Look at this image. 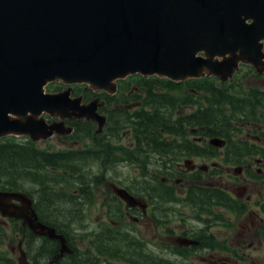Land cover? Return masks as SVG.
Returning <instances> with one entry per match:
<instances>
[{"label":"flooded vegetation","instance_id":"flooded-vegetation-1","mask_svg":"<svg viewBox=\"0 0 264 264\" xmlns=\"http://www.w3.org/2000/svg\"><path fill=\"white\" fill-rule=\"evenodd\" d=\"M147 78L159 77L129 75L115 81L113 92L93 90L85 84L70 87L71 99L80 98L81 105L95 101L97 113L105 117L98 134V123L91 117L43 115L47 123L62 122V131L50 137L60 147L52 148L50 138L36 141V146L42 144L41 148L53 153L88 149L90 160L112 158L134 170L123 178L111 176L110 170L77 171L82 179L76 186L50 187L55 190L51 196L40 194V188L28 191L42 223L58 233L62 232L50 222L67 226L63 227L67 236L62 234L73 249L69 254L55 257L58 240L34 236L21 220L0 214L1 237L7 229L13 230L14 224L24 228L19 241L24 238L34 248L33 253L26 249L30 264H52V259L55 264H253L258 250L255 243H261L264 250V44L255 64L239 61L226 78L167 79L170 86L178 88L168 91ZM204 78L220 94L256 104L253 112L263 121L250 115L239 121L236 115H229L228 127L236 126L239 132L214 136L221 138V143H211L213 137L203 134V125L186 121L192 112L205 110L207 96L213 95L206 88L207 82L201 80ZM54 85L49 91L68 87L62 82ZM176 93H183L181 101L174 99ZM162 96L168 100H158ZM182 104L184 114L179 109ZM159 106L172 134L130 137L118 153L113 152L116 143L111 140L123 139L116 135L123 122L131 124L134 111H151L156 117ZM175 128L178 131H173ZM96 135L100 141L106 139L101 149L95 144L100 143L95 142ZM90 141L94 142L92 149ZM115 185L124 188L135 203L129 205L119 197L113 190ZM56 202L66 204L65 208L56 212ZM111 242L125 248L111 251Z\"/></svg>","mask_w":264,"mask_h":264},{"label":"water","instance_id":"water-1","mask_svg":"<svg viewBox=\"0 0 264 264\" xmlns=\"http://www.w3.org/2000/svg\"><path fill=\"white\" fill-rule=\"evenodd\" d=\"M263 43L264 0H0V138L35 141L60 133L62 122L47 123L43 114L103 125L95 101L81 105L69 97L70 87L46 92L50 82L112 92L116 80L132 74L226 78L239 61L255 64ZM113 190L135 203L124 188ZM32 203L24 191L0 189L2 216L58 240L55 257L72 253ZM16 250V264H30L21 240Z\"/></svg>","mask_w":264,"mask_h":264},{"label":"trees","instance_id":"trees-1","mask_svg":"<svg viewBox=\"0 0 264 264\" xmlns=\"http://www.w3.org/2000/svg\"><path fill=\"white\" fill-rule=\"evenodd\" d=\"M145 80L147 82L157 81L159 87L167 91L174 88L178 89L177 87L170 86V82L167 79L147 78ZM201 80L207 82L206 88L211 90L213 95L207 96V108L205 110L192 112L186 121L198 127L199 125H203L205 128L203 134L206 137H229L233 132H239L236 126L230 125L228 127V123L230 124L229 115H236L239 121H246L249 115L254 118L256 117V121L262 120L257 116V113L253 112V108L256 104L243 101L233 95L220 94L219 90L213 87L211 82L207 81V78ZM190 86L193 87L194 85L192 84ZM52 87H55V85L50 84L49 88ZM215 96H217V98H215ZM174 99H177V97ZM158 100H163L164 102L167 101L168 98L162 96ZM244 100H250V98ZM258 104L260 105V102H258ZM226 107H228L229 112ZM160 108L159 106L156 117L150 113L151 111L145 113H140L138 111L133 112V120H131L132 125L130 124V126H128L132 138H161L164 136L163 133L167 136L172 134V127L167 124L168 121ZM233 108L235 110H233ZM173 131H178V129L175 128ZM182 136H186V134ZM100 140L101 139L98 137L95 142H99ZM91 154L92 153L88 149L84 151L53 153L36 146L35 142L31 140H22V138L19 139L14 136L4 137L0 139V189L20 190L28 193L25 182L31 180L41 186V190L39 191L40 194L51 196L55 193V190H51L50 187L60 185L64 188H70L73 185L71 182L73 178L82 179V177L77 174V171L84 169L88 163L85 160L90 158ZM50 225L56 226L60 232L67 236L68 233L63 230V227H67L66 225L55 224L53 222H50ZM18 229L22 234L24 233L23 227L14 224V230L18 232ZM1 236L2 235H0V237ZM1 242L0 239V243ZM99 248L100 250H104L103 246H99ZM124 248L125 247L119 242H111V251ZM0 264L16 263L6 251L0 250Z\"/></svg>","mask_w":264,"mask_h":264},{"label":"rangeland","instance_id":"rangeland-1","mask_svg":"<svg viewBox=\"0 0 264 264\" xmlns=\"http://www.w3.org/2000/svg\"><path fill=\"white\" fill-rule=\"evenodd\" d=\"M182 94L183 93H176L174 94L175 96L174 97H177V99L179 98L178 101H181L182 99ZM184 104L181 105V107L179 108L180 109V112L182 114L185 113L186 109L185 107L183 106ZM168 112V111H167ZM166 117L168 118V114L166 113ZM263 121V119L261 120ZM127 122H123V126L121 128H119V131H118V136H124L123 139H112L111 140V143L112 142H115L116 144H114L113 146V152L116 151V153H118V150L119 147L121 145H123V143L128 140V139H131V134H130V130L128 128V126H130V123L126 124ZM104 125V123H103ZM103 125L98 129L97 128V132L96 134H98V132H100L102 130V127ZM126 125V126H125ZM125 127V128H124ZM240 127V126H239ZM242 128L240 127V130ZM57 133V131H53V134ZM123 133H125V135H123ZM53 136V135H52ZM51 137V136H50ZM48 137V138H50ZM94 138H97V137H100L99 135H96V136H93ZM46 138V139H48ZM128 138V139H127ZM43 140V139H42ZM51 140V141H50ZM49 142L50 144L52 145V148L54 149H58V147H60L59 144L56 143V140L50 138ZM100 143H95L98 145V148L101 149L102 146L105 144L106 142V139L103 140V141H99ZM92 141H90L88 143V146L92 149ZM107 143V142H106ZM110 143V145H111ZM42 147V144L40 145ZM62 147V146H61ZM112 156V152L110 151V157ZM85 161H87L88 163L86 164V166L84 167V169H81L79 171H87L89 172L90 170L92 171H97V170H105V171H109V174L112 176V175H116L119 176V178H123V177H126L129 173V171H133L134 170V167H129V166H125L127 163H123V162H116L115 159H112L110 158V160H104V159H101V160H97V161H93V160H90V158L86 159ZM140 164V163H138ZM78 174V173H77ZM85 176H87L86 173H84ZM77 180L76 178H73L71 180V182L73 183V186H76L77 185ZM25 186H27L28 188V191H34L37 189L38 191V188H40L41 186L38 184V183H35V182H32L31 180H28L27 182H25ZM66 206V204H61L59 202H56L55 203V206H53L55 208V211L57 212V209H64ZM58 214V213H57ZM59 216V215H58ZM59 219H63L62 217L59 216ZM20 237L22 238V232L18 229V232L15 231L14 229L13 230H9L7 229V231L4 232L3 234V237H1V241L2 243H0V250H3V251H6L7 254L12 257L16 263V258L18 256V251L16 250V245H17V242L19 241ZM26 241L24 238H23V247L22 249L26 251L29 250L33 253L34 251V248L33 247H30L29 245L26 244ZM256 244V247L258 248L257 251L254 252V262L253 264H264V258L262 256H264V250H263V245L259 242L255 243ZM26 247V248H25ZM11 249H13V251H11Z\"/></svg>","mask_w":264,"mask_h":264},{"label":"bare ground","instance_id":"bare-ground-1","mask_svg":"<svg viewBox=\"0 0 264 264\" xmlns=\"http://www.w3.org/2000/svg\"><path fill=\"white\" fill-rule=\"evenodd\" d=\"M42 264V263H41Z\"/></svg>","mask_w":264,"mask_h":264}]
</instances>
